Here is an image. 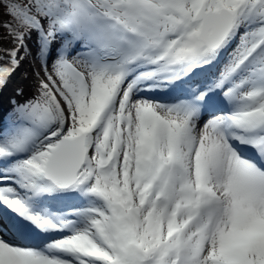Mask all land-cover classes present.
Segmentation results:
<instances>
[{
    "label": "snow or ice",
    "instance_id": "6c2138e0",
    "mask_svg": "<svg viewBox=\"0 0 264 264\" xmlns=\"http://www.w3.org/2000/svg\"><path fill=\"white\" fill-rule=\"evenodd\" d=\"M0 6V264H264V0Z\"/></svg>",
    "mask_w": 264,
    "mask_h": 264
},
{
    "label": "bare ground",
    "instance_id": "6f19581e",
    "mask_svg": "<svg viewBox=\"0 0 264 264\" xmlns=\"http://www.w3.org/2000/svg\"><path fill=\"white\" fill-rule=\"evenodd\" d=\"M30 47L33 48V51H35V47H34V44L32 42H30ZM28 65V66H25V65ZM20 69H19V72L21 73V71H23V74L25 73V69L29 70L31 68H33L32 66V63H30V59H24L21 63H20ZM37 70V69H36ZM37 73H40V76L43 75V72L41 71V63L39 65V68L38 70L36 71ZM37 73L36 74H33V75H30L29 73H26V76L28 77H25V80L28 84H25V83H21L23 84V88H24V91L26 94H29V93H32L34 92L35 88L34 87H31L33 81L36 82L39 77L37 76Z\"/></svg>",
    "mask_w": 264,
    "mask_h": 264
},
{
    "label": "rangeland",
    "instance_id": "374dc122",
    "mask_svg": "<svg viewBox=\"0 0 264 264\" xmlns=\"http://www.w3.org/2000/svg\"><path fill=\"white\" fill-rule=\"evenodd\" d=\"M31 41H29V45L31 44L30 43ZM9 42H7V43H4V44H2V45H0V47H2L3 45H5V44H8ZM35 47V46H34ZM25 59H30V63H32V66H33V68H31V69H29V70H27V69H25V73L23 74V71H21V74H23V75H26V73H29L30 75H33V74H36L37 72V70H38V68H39V65H40V61L33 55V56H28V57H26ZM25 66H28L27 64L25 65ZM37 69V70H36ZM28 77V76H27ZM31 87H34L35 88V82L33 81V83H32V85H31ZM20 88H22V87H20ZM24 90V89H23ZM35 90V89H34ZM25 92V91H24ZM3 115H4V113H3Z\"/></svg>",
    "mask_w": 264,
    "mask_h": 264
},
{
    "label": "trees",
    "instance_id": "16d2710c",
    "mask_svg": "<svg viewBox=\"0 0 264 264\" xmlns=\"http://www.w3.org/2000/svg\"><path fill=\"white\" fill-rule=\"evenodd\" d=\"M6 19H9V17L3 13L2 6H0V20H6ZM4 31L5 30L2 27H0V34H3ZM7 42H9V41H7V40L0 41V45L7 43Z\"/></svg>",
    "mask_w": 264,
    "mask_h": 264
}]
</instances>
